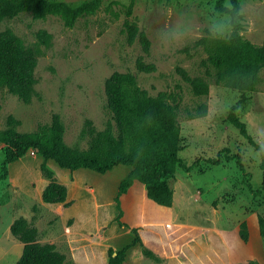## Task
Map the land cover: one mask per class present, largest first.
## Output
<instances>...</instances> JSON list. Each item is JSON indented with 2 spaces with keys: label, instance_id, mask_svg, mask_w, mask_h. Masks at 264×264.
Returning a JSON list of instances; mask_svg holds the SVG:
<instances>
[{
  "label": "rangeland",
  "instance_id": "rangeland-1",
  "mask_svg": "<svg viewBox=\"0 0 264 264\" xmlns=\"http://www.w3.org/2000/svg\"><path fill=\"white\" fill-rule=\"evenodd\" d=\"M128 2L100 0L95 13L79 16L71 27L55 15L34 19L26 11L0 20V30L10 29L27 46H33L36 30L44 29L51 34L50 47L42 48L37 57L35 71L40 80L34 85L36 93L32 92L31 103H22L5 88L0 90V135L11 129L5 123L8 115L15 117L14 111L20 116L15 132L38 128L47 143L48 127L41 129L40 125H47L52 113L59 115L60 111L69 113L79 108L86 100V87L92 91L94 106L102 107L104 78L116 70L123 77L127 72L134 73L140 64L136 61L143 59L153 64L157 80L145 81L142 87L168 99L164 108L177 130V123L180 126L185 120L187 110L199 103L206 104V115L201 121L180 126V132L176 133L181 149L185 148L179 157L187 164L196 160V166L188 172L177 168L169 210L145 208L149 212L144 213L143 225L128 227L113 221L114 195H110V190H116V185L111 179L101 178L107 176L91 172L95 175L92 182L99 190L98 200L106 202L97 209L99 222L91 224L92 221L86 220L93 217V208L88 204L77 221L67 207L44 205L38 200L36 189L42 176L39 168V176L36 167L29 171L26 181L29 190L23 192L11 184L5 173L0 178V264H14L20 252L21 244L8 231L9 224L18 216L36 228L39 242L52 243L63 253L67 264H105L109 249L114 252L130 244L133 238L130 227L136 228L142 244L159 260L157 263L147 259L141 264H243L250 259L264 264V240L256 223L257 214L264 217V195H254L246 187L247 182L252 189L260 183L259 153L226 119L229 107L238 99L231 76L240 66V57L234 43L210 40L229 35V16L214 9V0H133L130 15L126 16ZM237 2L243 40L250 48L260 45L264 39V0ZM108 5L119 13L117 20L110 21L105 11ZM224 5L228 6L229 0H224ZM125 19L137 25L133 40L126 36ZM139 32L144 33L145 42L138 41ZM202 38L205 40L197 43ZM175 67L205 79L207 95H193ZM257 76V82L252 89H246L247 98L235 114L245 123L251 138L264 147V66L259 67ZM174 81L180 83L177 104L173 97ZM128 94L133 95L129 87ZM3 146L0 143V174ZM217 152L219 163L208 164L205 158L216 157ZM235 154L243 171L235 164L232 157ZM104 184L109 191L102 189ZM242 220L246 223L245 242L237 235ZM180 250L183 254L171 255ZM141 257L135 243L127 247L121 264H138Z\"/></svg>",
  "mask_w": 264,
  "mask_h": 264
},
{
  "label": "trees",
  "instance_id": "trees-1",
  "mask_svg": "<svg viewBox=\"0 0 264 264\" xmlns=\"http://www.w3.org/2000/svg\"><path fill=\"white\" fill-rule=\"evenodd\" d=\"M100 0H80L69 3L60 0H0V20L4 17L16 15L19 12H29L34 19H43L47 15L59 17L63 24L71 27L74 21L81 15L93 14L99 8ZM133 0H129L126 6V16L130 15ZM214 9L217 12L229 16V35L224 39H210L216 43H234L237 47V53L240 57V66L232 74V80L235 82L238 92V99L229 107L226 115L227 121L237 129L238 133L259 153L258 168L261 172L260 183L257 188L247 182V189L254 195H264V147L255 142L247 133L245 123L235 114V110L242 104L247 96L246 89H252L257 82V71L259 67L264 66V39L262 43L255 47H247L240 32L243 30L242 15L239 12L237 0H229V5H224V0H214ZM105 11L110 16V21H115L119 13L112 10L110 5L105 7ZM123 25L126 29V36L129 40L135 38L137 25L133 21L125 19ZM100 32H98L99 34ZM97 34V35H98ZM35 41L33 46H27L10 29L0 30V90L5 88L7 92L24 104H30L32 92H35L34 85L40 80L36 73L37 57L42 52V48H49L51 45V34L44 29H38L34 33ZM137 39L139 42H145L146 37L143 32H139ZM205 40L198 39L197 43ZM136 69L143 72L154 71L153 64H138ZM175 72L180 80L186 83L195 96H206L208 93V84L200 78L190 77L181 67H175ZM119 72L113 71L104 80V93L106 96L107 108L115 115L122 111L134 110L138 114L148 117L158 123L161 131L160 146L152 157L142 158L135 156L125 147H122L115 139L109 120H106L103 127V141L105 148V160H100L92 154L72 155L61 139L62 125L57 113L50 115L49 141L44 142L38 131L15 132L12 129H5L0 135V143L3 159L1 161L0 178L6 173V164L22 157L26 152L32 150L37 153L42 162L39 165L42 176L49 178L52 176V170L46 165V160H52L60 168L69 171L86 168L96 173H104L113 166L124 165L129 168L128 172L119 180L116 185L115 194L112 202L115 208L113 220L119 225L128 227L120 220L122 209L120 206V196L134 183L141 184L145 197L156 205L171 206L172 203V184L175 179V170L180 168L182 171H189L196 166V160L187 164L177 156L178 142L172 137L173 121L169 116L168 110H165L161 101L155 102L147 112L140 109L136 102L133 109L127 108L121 98ZM129 89L133 92L137 89L132 75L127 72L125 75ZM180 83L173 82V97L175 103L180 97ZM206 114V104L199 103L192 110L186 111L185 119L202 117ZM8 124L17 123V120L8 115L6 118ZM47 125H40L41 129ZM219 152L216 157L205 158V161L211 165H217ZM235 158L236 166L243 171L238 155H232ZM40 199L45 204H62L68 206L66 201V188L56 182L46 183L40 193ZM258 233L264 240V217L256 215ZM10 235L21 243V252L14 264H67L63 253L57 251L52 243H41L37 238L36 228L25 218L18 216L12 220L8 227ZM129 231L133 238L128 245H124L116 251L108 250L105 264H121L124 258V252L128 246L137 243L142 257L148 258L154 262L159 260L153 255L152 251L145 247L140 241L136 228L130 227ZM237 235L241 241L247 240L246 223L242 220L237 227ZM243 264H258L255 260H247Z\"/></svg>",
  "mask_w": 264,
  "mask_h": 264
},
{
  "label": "crops",
  "instance_id": "crops-1",
  "mask_svg": "<svg viewBox=\"0 0 264 264\" xmlns=\"http://www.w3.org/2000/svg\"><path fill=\"white\" fill-rule=\"evenodd\" d=\"M143 58L145 57L143 56ZM136 63L149 64L143 61V59L136 61ZM110 73L104 78V80L110 75ZM119 74L121 76L120 79L121 98L123 104L127 108L133 109L137 104L136 102H138L141 111L147 112L150 109V107L158 100L162 102L163 107H166V103L169 102L168 99L167 102L163 97L158 96L157 93L155 94L150 93L142 87L143 85L142 83L145 81L146 83L147 82L150 83L151 80L153 81L157 80L156 77L154 76L155 74L154 71L143 72L137 70L135 67V72L130 73L137 86V89L132 92L133 94L132 96H134L135 99L132 98V96L129 97L127 81L125 77L121 75L120 72ZM187 74L189 75L190 73L188 72ZM189 76L202 78L200 75L197 74H192ZM104 80L102 82V95H103L102 107L98 108L94 106L93 97H92L93 94L91 93L92 91H90L86 87L84 90V94L87 95V97L85 96L86 100L83 103L79 104L80 105L79 108H76L73 112H69V113H63L61 111L59 112V119L62 125V132H61L62 142L68 148L69 152L72 155L92 154L96 156L98 159L104 161L105 148L102 144L104 137L102 130L106 120H109L114 137L122 147L127 148L129 152L135 156L142 158L152 157L155 154L158 147L160 146V141H161V131L158 126V123L148 117L138 114L134 110L122 111L118 115H115L111 110L107 108L106 96L104 93ZM202 80L205 79L202 78ZM13 114L16 120L17 118L20 117L14 111ZM205 115L202 117L185 119L183 122H180V126H187L189 124L199 122L203 119V117H205ZM49 124H50V118L48 119L47 127H49ZM5 126L6 128H11L12 130L16 131V129L14 128L17 127L18 125H16V123L8 124L6 122ZM177 126H178V130L176 129L175 122H173L172 137L175 138L178 142L177 156L179 157V153L184 151L185 148L181 149L182 146L180 145L179 142V136L176 134L177 131L180 132L179 129H181V127L178 125V123ZM31 131H38L42 138H44L45 136L42 133V131L38 128H35L34 130ZM17 132L21 133L24 131L18 130ZM47 134L49 141V132ZM41 162H42V158L34 151L26 152L22 157L6 164V174L8 180H10L12 185H15L16 188L20 189V191L22 192L28 191L29 186L28 183L26 182L27 179L29 178L28 173L30 170L32 171V169L36 167L37 175L39 176L40 173L38 168ZM51 162L52 160H46L45 163L49 167V169L52 170L53 173L52 176L49 178H46L44 176L38 178L40 181V187L39 189H36V193L38 194V200L41 201L40 193L43 186L52 180L56 181L62 184L66 188V201L69 202L68 206H63L62 204H45L42 201L41 203H43L44 205H61L63 207H67L68 212L74 215L77 221H80V213H83V208L88 204V206H91L93 208V217L94 214L96 216L94 217L95 219L92 217V219H86V220L89 223H91L92 221L91 224L98 223L99 221L96 219L97 209L102 207V205L105 204L106 202H103V200H98L99 198L97 195L99 194V190L96 189L95 184L92 182V179H94L93 177H95V175L91 173L92 170L86 168H78L69 171L63 168L65 171H62L61 169H56V167ZM54 164L56 163L54 162ZM122 166L124 165L113 166L110 170H107L104 173H99V174H102V176H107L101 178L111 179L110 181H113L112 184L117 185L116 183H118L119 180L129 170L127 166L125 167ZM176 171L177 168L175 170V173ZM176 180L177 178L175 176L174 183L176 182ZM102 189L109 191V186L107 188V185L104 184ZM114 191H115L114 188L112 189V191L110 190V195H112V193L114 195L115 193ZM145 198L146 197L144 194L143 187L138 185L137 182H134L127 189V191L120 196V206L122 209V216L120 220L130 226L131 225L141 226L143 225L142 220L145 217L144 213L149 212L147 209L145 210V208H149V209L160 208L163 210L170 209V206L157 207L155 203H153L151 200H150L151 203H149ZM82 222L84 223V221ZM181 254H183L182 250L174 251L171 253L172 256L181 255ZM147 259L148 258L141 257L138 264H141L143 260H147Z\"/></svg>",
  "mask_w": 264,
  "mask_h": 264
},
{
  "label": "built area",
  "instance_id": "built-area-1",
  "mask_svg": "<svg viewBox=\"0 0 264 264\" xmlns=\"http://www.w3.org/2000/svg\"><path fill=\"white\" fill-rule=\"evenodd\" d=\"M30 151H32V150H30Z\"/></svg>",
  "mask_w": 264,
  "mask_h": 264
}]
</instances>
